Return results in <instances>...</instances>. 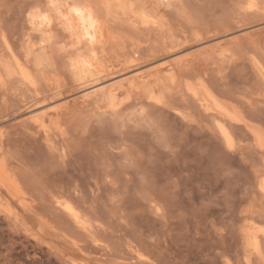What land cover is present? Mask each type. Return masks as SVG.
Segmentation results:
<instances>
[{
  "label": "rangeland",
  "instance_id": "rangeland-1",
  "mask_svg": "<svg viewBox=\"0 0 264 264\" xmlns=\"http://www.w3.org/2000/svg\"><path fill=\"white\" fill-rule=\"evenodd\" d=\"M66 1L94 8L104 23L96 48L107 70L98 76L81 79L72 67L91 47L68 31ZM252 1L258 8L246 10ZM33 15L50 17L53 27L34 25ZM162 20L180 39L171 57L179 74L190 76L194 69L207 74L220 95L239 103L264 129V82L252 61L264 66V0H178ZM135 43L140 61L132 64L121 49L129 53ZM161 43L158 34L136 33L108 16L102 0H0V70L7 80L0 90V131H10L5 143L35 178L79 186L77 204L89 211L99 240L93 245L80 236L87 263L147 264L129 245L151 264H224L238 251L242 260L243 217L254 205V174L264 171V156L249 135L235 130L237 147L229 150L214 133L212 119L184 94L170 97L168 107L131 99L118 113L106 109L105 90L160 63ZM222 50L230 51L226 60ZM105 57L116 59V66L109 68L112 59ZM17 60L38 81L37 91L22 78ZM61 105H68L66 111L59 116L50 111L46 125L61 121L67 128L66 158L28 131L35 130L34 115ZM55 140L57 147L65 145Z\"/></svg>",
  "mask_w": 264,
  "mask_h": 264
},
{
  "label": "bare ground",
  "instance_id": "bare-ground-1",
  "mask_svg": "<svg viewBox=\"0 0 264 264\" xmlns=\"http://www.w3.org/2000/svg\"><path fill=\"white\" fill-rule=\"evenodd\" d=\"M177 1L102 0L103 9L108 16L128 24L136 33L158 34L162 39L159 51L163 53L161 57H164L160 63L155 64L151 69L138 72L126 81L109 86L105 90L107 94L106 109L109 112L118 113L131 99L138 103L168 107L170 97L175 94H184L187 95L186 99L190 98L197 103L201 108L200 110L208 116L207 118L212 119L214 133L220 137L221 142L229 150L236 149L235 130L242 129L253 140L259 153L264 156V144L261 143L264 129L246 116L244 109L239 107V103L237 104L233 99L220 95L209 83L207 74L198 69H194L190 76L180 75L178 62L171 60V57L178 51L180 39L162 19H165L166 9ZM64 7L66 12L62 15L67 20V29L71 32V36L76 38L77 43L85 41L91 47L88 50V55L79 56L72 65L76 75L81 79H87L106 72L107 69L102 63L104 56H101L96 48L105 36L104 23L100 16L94 8L86 7L80 4V1H66ZM257 8L258 4L252 1L248 3L246 10L254 11ZM32 20L34 25H42L47 29L53 27V19L50 17L33 15ZM46 41L47 39H43L41 43H46ZM121 50L123 51L122 57H129L128 61L132 64L140 61V45L133 44L132 51H127L129 53H126V47ZM228 51L222 50L219 53L222 60L229 57L230 51L229 53ZM107 59H112V62H108L111 63L109 68L116 66V59L112 57ZM252 61L256 72L264 82V66L256 58H253ZM17 63L22 78L31 89L37 91L39 83L36 78L22 66L24 64H20L18 60ZM4 75L0 70V90L7 88V80ZM125 92H128V95L125 99L120 100L121 95ZM183 100L185 101L184 97ZM46 102L47 100H44L42 104H46ZM67 106H53L49 110L34 115L32 120L36 123L35 130L28 129L32 136H38L40 140L44 138V142L47 144L45 146L51 152L58 151L60 156L65 158L69 154V148H67L70 141L69 132L67 128L61 125V121L54 122L52 120L54 122L52 126L46 125V118L50 111L59 116L61 112L66 111ZM178 113L184 118L190 116L187 112L178 111ZM6 132L8 131L6 130ZM5 133L0 131V264H84V261L88 262L89 259L84 254L85 247L80 236L90 238L93 245L94 243L98 245L99 240L95 238V234L98 232H96V227L89 216L90 213L88 214L89 211L87 213L82 211L77 204L81 200L79 186L74 184L75 186L72 185L73 188L71 189L70 185L64 183L63 180L49 181V179L35 178L36 176H33L29 171L30 169L28 170L29 167L25 169L15 161L16 158L14 159L12 154V150L14 152L15 150H10L11 145L5 143L7 141L5 140ZM11 134L7 136L9 140ZM56 138L58 140L59 138L63 139L65 145L60 148L57 147ZM70 139L72 140V138ZM12 140L14 139L12 138ZM254 177L256 185L255 197L253 196L254 205L251 207V215H247L246 212L243 217L246 224L242 230V235H240L244 240L242 260L238 251L237 257H233V260H227L224 264H264V224H258L260 222L258 220L264 219V171L256 172ZM134 246L129 245L128 247L132 249L131 251L142 263L151 264V261ZM87 262L86 264L90 263Z\"/></svg>",
  "mask_w": 264,
  "mask_h": 264
},
{
  "label": "snow or ice",
  "instance_id": "snow-or-ice-1",
  "mask_svg": "<svg viewBox=\"0 0 264 264\" xmlns=\"http://www.w3.org/2000/svg\"><path fill=\"white\" fill-rule=\"evenodd\" d=\"M261 143L264 144V136L261 137Z\"/></svg>",
  "mask_w": 264,
  "mask_h": 264
}]
</instances>
